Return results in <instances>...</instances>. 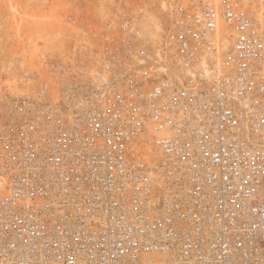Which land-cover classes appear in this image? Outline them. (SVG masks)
<instances>
[{
	"label": "built area",
	"instance_id": "obj_1",
	"mask_svg": "<svg viewBox=\"0 0 264 264\" xmlns=\"http://www.w3.org/2000/svg\"><path fill=\"white\" fill-rule=\"evenodd\" d=\"M163 3L0 97V264H264V0Z\"/></svg>",
	"mask_w": 264,
	"mask_h": 264
},
{
	"label": "rangeland",
	"instance_id": "obj_2",
	"mask_svg": "<svg viewBox=\"0 0 264 264\" xmlns=\"http://www.w3.org/2000/svg\"><path fill=\"white\" fill-rule=\"evenodd\" d=\"M164 1L0 0V97L43 88L54 95L55 64L87 59L102 40L105 20L142 8L143 30L156 32Z\"/></svg>",
	"mask_w": 264,
	"mask_h": 264
}]
</instances>
